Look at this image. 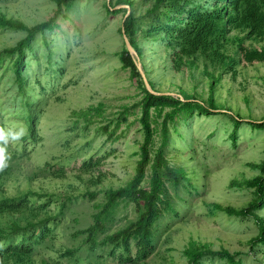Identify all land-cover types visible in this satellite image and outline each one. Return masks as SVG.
Instances as JSON below:
<instances>
[{
	"label": "rangeland",
	"instance_id": "rangeland-1",
	"mask_svg": "<svg viewBox=\"0 0 264 264\" xmlns=\"http://www.w3.org/2000/svg\"><path fill=\"white\" fill-rule=\"evenodd\" d=\"M106 1L76 0L73 8L57 16V28L38 34L33 41L35 54L27 55L25 74L32 95L38 97L31 106L39 112L34 126L38 135L36 143L29 137L25 120L27 109L13 80L12 58L0 57V136H7L9 130H25L16 141L7 136L9 151L28 149L27 171L43 170L40 173L50 177L51 173L62 170L66 177L48 183L50 189L67 183L77 185L72 174L81 169L85 160L91 162V173L85 174L84 178L102 177L101 185H94L93 189L122 185L134 173L142 139L138 102L143 89L139 78L132 77L131 69L125 68L119 60V52L124 46L119 32L123 13L108 14L104 7ZM54 9L51 0H0V11L22 20L27 26L49 19ZM24 35L22 30L0 27V49L14 45ZM141 44L146 45L145 42ZM146 46H150L151 56L147 57L146 50L140 58L133 51L130 54L141 74V63L148 67V77L161 91L175 95L177 88L171 81L180 84L182 89L198 83L190 79L186 71L181 74L164 68L169 65V60L158 43ZM243 65L244 62L236 66L235 79L224 74L221 85L214 92L218 102L229 105L244 117L235 142L230 138L234 123L222 109L208 114L194 111L191 116L179 115L169 124L168 161L190 168L192 183L198 186V191H187L180 185L174 189L167 184L169 192L178 195L174 200L178 215H165L160 220L159 236L148 264H187L182 250L189 235L210 243L213 249L225 248L241 264H264V246L258 244L251 248L249 243L258 232L254 220L211 211L209 205L210 202L234 207L245 205L251 198L250 190L244 186H230V182L256 174L258 170L251 169L248 163L263 158L264 128H252L247 117L264 118V65ZM145 85L150 89L148 83ZM197 91L206 97L205 82L197 86ZM98 105H101L100 114H95L86 127L82 121L74 122L73 111ZM151 115L155 128L151 150H154L159 143L162 116ZM104 125L114 131L112 138L100 129ZM23 137L27 138L22 140ZM0 142L4 143V140L0 139ZM101 195L97 196L98 201L102 200ZM54 199L49 209L56 218L47 223L52 231L43 243L35 246L36 256L56 264H74L73 259L60 257L59 253L77 247V264H88L96 259L115 264L108 254L109 248L89 253L82 238L73 236L76 229L91 222L93 201L79 196L67 202L59 212L63 197ZM260 215H264V210ZM134 217L133 205L121 207L111 231ZM134 251L132 247V253ZM201 264L228 263L218 257H205Z\"/></svg>",
	"mask_w": 264,
	"mask_h": 264
},
{
	"label": "trees",
	"instance_id": "trees-1",
	"mask_svg": "<svg viewBox=\"0 0 264 264\" xmlns=\"http://www.w3.org/2000/svg\"><path fill=\"white\" fill-rule=\"evenodd\" d=\"M51 1L55 5L53 15L32 26L0 11V27L25 32L14 45L0 49V57L12 58L13 80L24 98L27 109L25 120L33 143L38 142L34 126L39 112L32 110L31 106L38 97L33 96V90L28 87L25 74L27 55L35 54L32 44L36 36L57 28V16L73 8L76 0ZM117 6L123 8L117 9ZM104 7L108 14L123 13L119 32L122 34L123 28L138 58L144 55V50L147 51V57L151 56L150 46L146 45L158 43L169 60V65L164 68L181 74L186 71L188 77L198 83L182 89L180 84L171 81L177 93L173 95L161 91L157 83L148 77L149 69L144 63H141L143 74L140 73L124 42L119 60L125 68L131 69L132 77L139 78L143 89L138 102L142 139L137 150L134 173L119 186L93 189L94 185H101L102 177L98 175L85 179L84 175L91 173V162L85 160L81 169L72 174L77 185L67 183L50 189L48 183L63 180L66 177L64 172L60 170L45 177L40 173L43 170L27 171L25 164L30 158L28 149L23 147L20 151L10 152L6 145L9 159L7 167L0 170V264H56L44 258L39 259L35 246L43 243L52 231L47 223L56 218V214L49 209L54 198L63 197L59 205V212H62L67 202L79 196L93 201L91 222L73 233V236L82 238L81 242L89 253L107 247L115 264H148L159 236L160 220L165 215H178L174 201L178 195H172L167 184L174 189L180 185L187 191H198V186L192 183V170L168 161L166 149L169 145V124L179 115L191 116L194 111L208 114L222 109L232 118L234 128L230 138L233 142L236 140L238 126L244 117L229 105L218 102L214 92L221 85L224 74L235 79L238 64L264 65V0H107ZM142 42L146 45H142ZM44 43L48 46L46 40ZM145 78L150 90L145 85ZM203 82L207 86L206 97L197 91V86ZM245 99L247 101V97ZM100 111L101 105H98L71 114L75 123L82 121L86 127ZM151 113L156 117L162 116L158 131L159 143L154 150H151L155 134ZM247 118L252 128H264V118ZM107 127L104 125L100 129L107 133L108 138H112L114 131H109ZM0 146L5 145L0 142ZM248 166L258 172L242 181L233 179L230 186L249 189L250 200L241 207L218 202H210L209 205L211 211L252 218L258 228L257 234L249 240L252 248L258 244L264 246V215H260L264 210V147L263 158L259 162L248 163ZM97 193L102 194L101 201H98ZM128 205L134 206L135 217L111 231L119 209ZM18 235L21 236L19 240L15 239ZM78 251L77 247L66 248L60 251L59 256L73 259L74 264H77ZM182 254L187 264H201L205 257H218L228 264H241L225 248L213 249L210 243L190 235ZM88 264L109 262L96 259Z\"/></svg>",
	"mask_w": 264,
	"mask_h": 264
},
{
	"label": "clouds",
	"instance_id": "clouds-1",
	"mask_svg": "<svg viewBox=\"0 0 264 264\" xmlns=\"http://www.w3.org/2000/svg\"><path fill=\"white\" fill-rule=\"evenodd\" d=\"M24 134H25V130L21 128L19 131L16 132H12L11 130H9L7 136H10L12 141H16L20 139ZM7 136H0V139L4 140V145H5V146H0V170L7 167V160L9 159V155L7 153V148H6V145L8 143Z\"/></svg>",
	"mask_w": 264,
	"mask_h": 264
},
{
	"label": "water",
	"instance_id": "water-1",
	"mask_svg": "<svg viewBox=\"0 0 264 264\" xmlns=\"http://www.w3.org/2000/svg\"><path fill=\"white\" fill-rule=\"evenodd\" d=\"M125 7L128 9V6H125ZM122 37H123V39H124V42H125V45L127 46L128 51H129V52L133 51V50L131 49V46L129 45L128 39H127V37H126V35H125V33H124L123 28H122ZM143 77H144V76H143ZM145 83H147V82H146V78H145ZM147 88H148V86H147ZM149 90H150V89H149ZM168 94H170V93H168Z\"/></svg>",
	"mask_w": 264,
	"mask_h": 264
}]
</instances>
